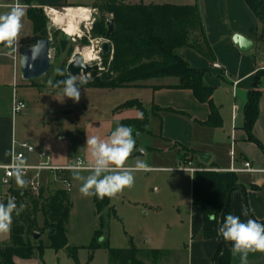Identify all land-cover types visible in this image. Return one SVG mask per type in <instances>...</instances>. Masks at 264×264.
<instances>
[{
	"label": "rangeland",
	"instance_id": "1",
	"mask_svg": "<svg viewBox=\"0 0 264 264\" xmlns=\"http://www.w3.org/2000/svg\"><path fill=\"white\" fill-rule=\"evenodd\" d=\"M65 1L78 6L58 5L38 10L43 11L47 20V34L44 38L52 40L51 70L33 82H27L19 77L16 96L26 104V109L16 115L13 113L14 63L7 57L0 58V166L10 164L13 141L17 144V149L20 148L18 145L22 144H28L34 149L35 154L27 155L25 158L27 165H37V155L42 152L50 154L51 164L56 167H68L78 158L85 164H91L90 150L86 148L87 136L95 135L107 140L118 124L127 125L129 121L146 118V125L136 122L132 126L136 149L128 158L127 165L132 166L139 159L148 165V169L135 171L133 186L125 188L115 197H110L114 216L108 218L110 212H104L108 225L106 235L108 246L121 250L134 247L140 252L168 251L170 256L160 264H193L199 258V249L195 245L192 246V243L201 239L202 224L201 216L192 203L194 174L188 169L193 167L200 169L201 164L196 156L190 163L186 162L190 161V150L177 148L175 144L168 143L160 137L161 121L156 119L154 114L161 112L150 107L153 102L152 91L145 87L120 89L84 87L81 89L79 102H73L63 97L62 90L53 91L52 87L47 85L49 78L55 81L58 77L54 72L57 67L65 70L67 74V67L76 53L92 49L98 60L88 64H98L102 70L104 69L102 45L109 39L105 35L95 34L96 23L111 19L109 14L97 8L103 1ZM121 1L129 4L140 3L139 0ZM153 1L163 3L168 0ZM169 2L186 4L187 1ZM80 7L88 10L87 19L83 17L74 21L75 34L68 35L65 31L68 23L67 10ZM53 10L55 14L51 12ZM7 11L9 10L4 12ZM24 12L19 35L21 49L30 47L38 40L27 20L26 11ZM58 16L64 19L62 24L56 22ZM200 46L205 49L203 45ZM190 50L197 53L193 49ZM9 51L10 49H6L1 53L7 54ZM183 51L179 52L182 54ZM112 55L111 49L109 56ZM247 55L260 68L264 67V36L261 35V30L255 47ZM176 81L171 78L152 82L171 85ZM263 82L264 77L261 84ZM215 94L224 104L234 103L231 91L223 87L216 89ZM238 104H241L240 99ZM240 126L239 117L238 127ZM224 127L219 130L209 128L203 130L195 126V143L199 147L195 145L194 148L201 152L215 153L223 160H229L232 141L228 140V133ZM139 152L142 155L136 156ZM80 174L87 176L89 172L84 171ZM2 177L3 172L0 171V197H5L11 189L29 191L34 182L46 187L45 189L69 190L71 210L66 227L67 238L69 247L77 248V262L70 257L68 249L56 252L50 248V239L46 233L41 238L42 244L46 247L43 255H37L31 260L18 259L17 264H111L106 247L91 249L94 233L99 228L94 196L85 197L81 194L82 181L73 178V171L57 178L48 172H41L38 179L35 172H29L25 179L30 183L24 189L17 186L15 178L12 180L11 188L4 186ZM63 177L67 179L68 184L60 181ZM10 243L11 232L0 233V249ZM137 260L143 264H152L145 260L142 254L137 256Z\"/></svg>",
	"mask_w": 264,
	"mask_h": 264
},
{
	"label": "trees",
	"instance_id": "2",
	"mask_svg": "<svg viewBox=\"0 0 264 264\" xmlns=\"http://www.w3.org/2000/svg\"><path fill=\"white\" fill-rule=\"evenodd\" d=\"M97 5L99 11L105 12L114 20V33L107 37V20L95 25V34L105 35L111 44L113 55L104 57L103 70L94 74L84 87L120 89L129 87H145L149 82L176 78L179 83L174 87L192 91L195 98L210 109L208 120L202 125L218 129L222 127L219 109L213 102L215 89L205 84L208 71L191 66L181 50L193 49L208 61L214 55L206 42L203 19L197 5L172 4H129L121 0H102ZM257 19V28L264 36V0H244ZM41 9L30 8L27 18L31 22L32 31L39 39L47 34V20ZM201 45L205 47L203 50ZM66 74V73H65ZM258 71L254 86L248 92V100L244 108V129L249 139L259 144L253 137L252 129L259 117V105L262 96L261 76ZM67 75V74H66ZM65 77H57L55 80ZM55 82V81H54ZM62 90V89H53ZM146 125L147 119L129 121ZM262 147V146H261ZM193 155V152L191 151ZM189 162V161H188ZM61 180H67L63 177ZM70 186V184H69ZM41 187L38 194L29 191L9 190L5 203L10 196L16 198L17 205H24L20 214H13L11 226V243L0 249V264H16V259L31 260L42 256L45 246L41 239L35 241L34 232L47 233L50 248L56 252L68 249L70 257L77 262V248L69 247L67 223L70 216L71 202L68 189L50 190ZM242 185L235 173L201 170L193 176L192 203L202 217V237L205 240L218 239L219 249L213 257V264H230L231 251L226 242L218 235V229L227 214H231V195L241 189ZM99 228L95 231L91 249L106 247L111 264H143L137 260L142 254L152 264H160L168 259V251L151 250L140 252L136 248L111 249L108 246L107 217L114 216L110 206V197L99 199L94 196ZM110 212L105 218L104 212ZM41 220V221H40Z\"/></svg>",
	"mask_w": 264,
	"mask_h": 264
},
{
	"label": "crops",
	"instance_id": "3",
	"mask_svg": "<svg viewBox=\"0 0 264 264\" xmlns=\"http://www.w3.org/2000/svg\"><path fill=\"white\" fill-rule=\"evenodd\" d=\"M186 1V4H182L181 2L170 3L169 0L163 3L153 0H139V2L147 5L198 6L203 19L206 42L210 46L214 58L213 61H208L190 49L184 50L182 56L191 66L208 71L204 79L206 85L213 87L215 91L223 87L233 94V104L230 102L224 104L216 94L213 95V102L219 109L222 118L221 128L225 126L228 140L232 141L229 152L230 158L223 160L215 153L201 152L194 148L195 145L197 146L194 137L195 126L203 130L208 129L202 124L208 120L210 109L207 104L200 103L192 91L174 88L179 83L176 78H174L177 80L176 83L171 85L152 82V84L145 86L152 91L153 95V102L150 107L152 110L159 109L161 112L154 114L155 118L161 121L160 137L168 143L175 144L177 148L183 147L192 151L193 155L191 154L189 163L194 156L197 157L200 153H209L210 162L206 165L200 162V169L195 167L188 169L192 174L203 169L217 172H231L232 169L239 171L235 174L242 188L234 191L231 195V214L240 216L242 221L254 219L264 223V82L261 84L262 96L259 105V117L252 129V135L259 144L250 140L244 129V108L248 100V92L254 86L256 73L264 71V67L260 68L251 57H248V53L241 52L233 42V36L238 34L252 41L255 47L259 36L257 19L244 0ZM15 2L16 0H0V14L5 13V10H10V6ZM19 2L26 11V17L27 10L30 8L47 9L58 5L78 6L68 4L65 0H19ZM6 49L4 45L0 44V58L7 57L10 59V55L1 53ZM213 63L220 64L222 70L214 69ZM262 77L264 74L261 79ZM238 99L241 100L240 105ZM239 117L240 128L238 127ZM245 163H250L254 171H241L245 168ZM245 212H247L246 216L244 215ZM200 228L201 233L202 225ZM194 245L199 249V258L193 264H213V257L220 246L219 240H205L201 237L200 240L193 241L192 246ZM226 246L231 251L232 243L226 242ZM230 264H242L240 254L234 256L231 251ZM247 264H264V252H250Z\"/></svg>",
	"mask_w": 264,
	"mask_h": 264
},
{
	"label": "clouds",
	"instance_id": "4",
	"mask_svg": "<svg viewBox=\"0 0 264 264\" xmlns=\"http://www.w3.org/2000/svg\"><path fill=\"white\" fill-rule=\"evenodd\" d=\"M25 15L24 7L16 0L10 6V10L0 14V44L10 49L8 55H13L19 51L18 36L22 28L21 19ZM45 42L37 40L30 46L31 60L35 61L44 53ZM22 64L31 68L29 57L21 55ZM15 58V57H14ZM55 75L65 77L53 81L49 78L47 85L53 89H62L63 97L79 102L81 99L82 85L87 83V79H79L78 75L71 72L65 74V70L57 67ZM86 148L90 150L92 157L91 164H85L81 160L75 161L72 165L74 179L82 181L80 192L85 197L95 196L99 199L104 197H115L125 188H131L135 182L133 173L139 170H147L148 165L137 159L132 166L127 165L128 158L136 149V140L133 135V127L130 125L118 124L111 132L107 140H102L98 136H87ZM29 166L22 157L13 155L12 175H14L17 186L21 189L29 186V181L25 179L26 170ZM46 168V164L40 165ZM87 171L89 175H81ZM24 205H17L16 198L11 197L6 203L0 202V233H7L11 230L13 214L18 216ZM247 215V212L244 213ZM218 235L223 241L232 243V254H240L242 264H247L250 252H264V223L254 219L242 221L240 216L227 214L223 218L218 229Z\"/></svg>",
	"mask_w": 264,
	"mask_h": 264
},
{
	"label": "water",
	"instance_id": "5",
	"mask_svg": "<svg viewBox=\"0 0 264 264\" xmlns=\"http://www.w3.org/2000/svg\"><path fill=\"white\" fill-rule=\"evenodd\" d=\"M115 30V24L114 20L108 19L107 21V37L109 38ZM41 41L45 42V50L42 55L39 56L38 59L35 61L31 60V51L30 47H25L21 50V55H26L29 57V64H31V68L24 66L22 64V58H21V75L22 79L27 82H33L38 79H41L44 77L50 70H51V63H50V52L52 47V40L48 38L39 39ZM233 42L234 44L239 48V50L243 53H248L254 48V43L245 37L241 35H234L233 36ZM111 54V44L110 42H105L102 45V55L103 57H108ZM102 68L100 65H89L84 61L83 56L81 53H76L71 62L69 63L67 67V73L71 72L74 75H78V78H86L87 81L90 80V76L93 73L101 71ZM142 155L141 152H139L136 156ZM197 157L199 158L200 162L203 164H208L211 160V156L208 154H198ZM33 239L35 241H38L41 239V234L34 232L32 235Z\"/></svg>",
	"mask_w": 264,
	"mask_h": 264
},
{
	"label": "built area",
	"instance_id": "6",
	"mask_svg": "<svg viewBox=\"0 0 264 264\" xmlns=\"http://www.w3.org/2000/svg\"><path fill=\"white\" fill-rule=\"evenodd\" d=\"M18 40H19V36H18ZM21 50L22 49L19 47V51L10 56V59H12V61L14 63L13 64L14 65V71H13V73H14L13 113L15 115L18 113H21L23 110L26 109V104L23 101L19 100L16 96V93H17L16 88L18 86V80H19V77L22 78V75H21V56H20ZM212 66L214 69L222 70L221 65L218 63H213ZM18 146L20 147L19 149H17V144L15 142H13V149H12V156L10 159V164L0 166V170L3 171L2 183L4 186H7L9 188L12 187V180L14 179V175H12V157H13V155L18 156V157H22L25 160L27 155H34L35 154L34 149L28 144H22V145H18ZM37 158H38V164L37 165H28L29 167L26 170V175H28L29 172H35L36 173V179H38L41 172H48L49 175H52L55 178H57V177H60L61 175H64V173H66V172L72 171L71 165L68 167L53 166L51 164V156L48 153L42 152V153L37 155ZM77 160L82 161V159H80V158H78ZM42 164H46L47 167L41 168L40 165H42ZM241 171L253 172L254 170L252 169L250 163H245V168ZM231 172L236 173L239 171L232 169ZM60 181L62 183L68 184L67 180H60ZM40 189H41L40 184L35 183V182L32 184L31 191L33 193L38 194ZM11 197H13V196H10L9 198H11ZM5 200H6V197H0V202L5 203Z\"/></svg>",
	"mask_w": 264,
	"mask_h": 264
},
{
	"label": "bare ground",
	"instance_id": "7",
	"mask_svg": "<svg viewBox=\"0 0 264 264\" xmlns=\"http://www.w3.org/2000/svg\"><path fill=\"white\" fill-rule=\"evenodd\" d=\"M87 12H88V10L86 8H83V7H80L77 9L72 8V9L67 10V15L66 14L65 15L68 18V20H67L68 23H67V28L65 31L68 35L75 34L76 24L74 23V21H76L77 19H83V17H84V19H87L86 18ZM52 13L55 14L56 12L53 10ZM56 22L58 24H62L64 22V19L58 16L56 18ZM81 55L83 56L84 61L87 64L98 60L97 54L92 49L84 51L83 53H81Z\"/></svg>",
	"mask_w": 264,
	"mask_h": 264
}]
</instances>
